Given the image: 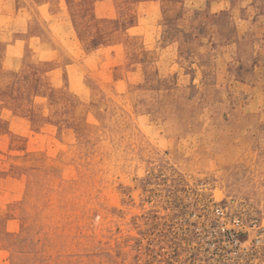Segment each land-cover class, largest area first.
Listing matches in <instances>:
<instances>
[{
  "label": "rangeland",
  "instance_id": "obj_1",
  "mask_svg": "<svg viewBox=\"0 0 264 264\" xmlns=\"http://www.w3.org/2000/svg\"><path fill=\"white\" fill-rule=\"evenodd\" d=\"M0 264H264V0H0Z\"/></svg>",
  "mask_w": 264,
  "mask_h": 264
},
{
  "label": "built area",
  "instance_id": "obj_2",
  "mask_svg": "<svg viewBox=\"0 0 264 264\" xmlns=\"http://www.w3.org/2000/svg\"><path fill=\"white\" fill-rule=\"evenodd\" d=\"M215 212L217 214H222V215L224 214V211H223V208L222 207H216L215 208ZM232 222H233L234 227L238 226V227H240L242 229H243V227L246 228V225L244 224V221L242 220V218L239 217V216H237V215L233 216ZM229 231L231 232L232 230L229 229ZM238 241L239 240L235 239V243H238Z\"/></svg>",
  "mask_w": 264,
  "mask_h": 264
}]
</instances>
